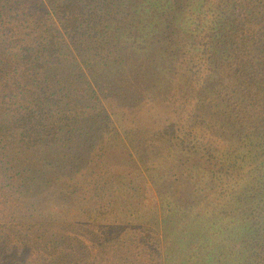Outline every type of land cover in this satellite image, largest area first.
<instances>
[{
  "label": "trees",
  "instance_id": "16d2710c",
  "mask_svg": "<svg viewBox=\"0 0 264 264\" xmlns=\"http://www.w3.org/2000/svg\"><path fill=\"white\" fill-rule=\"evenodd\" d=\"M151 143L190 172L147 188ZM121 178L133 202L104 200ZM144 249L264 264V0H0V264Z\"/></svg>",
  "mask_w": 264,
  "mask_h": 264
},
{
  "label": "rangeland",
  "instance_id": "374dc122",
  "mask_svg": "<svg viewBox=\"0 0 264 264\" xmlns=\"http://www.w3.org/2000/svg\"><path fill=\"white\" fill-rule=\"evenodd\" d=\"M149 154L146 159V166L143 169V174L146 175V182L144 183L147 188L150 187H156L160 183V176L159 172H164V167L167 161L175 160L178 165H181V169L179 173H185V176L190 172V169H188V166L182 165V163L185 161V159L191 157L186 154L189 153V150H183L178 153L170 152L169 156L165 157L163 154L160 155V159H158V156L154 153L153 148L155 146L149 144L148 146ZM173 162L174 168L173 171H176L178 169L177 164ZM161 164V165H159ZM180 175V174H178ZM177 176H174L175 178ZM113 185L109 184V188L107 187L108 191L106 190V195L104 196V200L108 201H114L116 202H133L134 197L136 195V191L141 187L138 188L139 184L136 180H134L132 183H130L126 178L117 179L113 181ZM202 183L200 187H202ZM160 187V186H159ZM132 208V206H131ZM130 208V209H131ZM128 210L127 213H132V210ZM142 222L140 224H136L135 218H132V221L128 223V225L131 228H137L138 234L141 237H144L146 240H151V238L155 235V229L152 226L151 223L147 222V215H143L141 218ZM94 241V240H93ZM147 254L139 255V264H147L150 260V253L147 249H144ZM150 264V263H149Z\"/></svg>",
  "mask_w": 264,
  "mask_h": 264
}]
</instances>
